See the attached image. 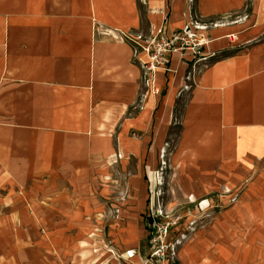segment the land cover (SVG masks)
Masks as SVG:
<instances>
[{
    "label": "rangeland",
    "instance_id": "1",
    "mask_svg": "<svg viewBox=\"0 0 264 264\" xmlns=\"http://www.w3.org/2000/svg\"><path fill=\"white\" fill-rule=\"evenodd\" d=\"M196 1L187 0L191 11ZM155 2L158 7V0H136L139 28L118 32L142 71L140 46L156 34L146 29L145 14ZM35 8H23V70H50V19ZM241 13L191 15L201 32L236 24ZM56 25L57 35L62 31ZM197 34L203 42L217 41L211 33ZM232 41L223 51L202 47L198 58L205 59L191 68L238 54ZM141 87L147 88L143 72ZM182 90L166 138L143 142L137 132L130 134L140 153H88L89 143L67 140L58 154L50 135L35 142L29 132L20 136L21 147L13 143L15 155L0 153V264H264V155L224 157L221 126L205 139L206 147L190 146L181 118L191 85ZM126 250L133 251L131 259Z\"/></svg>",
    "mask_w": 264,
    "mask_h": 264
},
{
    "label": "crops",
    "instance_id": "2",
    "mask_svg": "<svg viewBox=\"0 0 264 264\" xmlns=\"http://www.w3.org/2000/svg\"><path fill=\"white\" fill-rule=\"evenodd\" d=\"M245 1L197 0L192 12L187 0H158V7L155 2L147 8L146 29L163 28L171 36L199 22L192 13L204 19L241 13ZM24 5L50 19V70H23ZM56 24L62 35L54 33ZM139 25L136 0H0V153L15 155L13 143H23L20 136L28 132L35 142L50 135L58 154L67 140L89 143L88 153H140L130 134L137 132L143 142L166 138L176 100L190 84L181 118L190 146L206 147L205 139L221 126L224 157L264 155V0H253L236 24L197 31L217 39L204 42L205 52L223 51L233 39L238 54L192 69L190 60L174 53L167 71L154 72L152 88L142 89L138 59L118 33Z\"/></svg>",
    "mask_w": 264,
    "mask_h": 264
},
{
    "label": "built area",
    "instance_id": "3",
    "mask_svg": "<svg viewBox=\"0 0 264 264\" xmlns=\"http://www.w3.org/2000/svg\"><path fill=\"white\" fill-rule=\"evenodd\" d=\"M197 23L190 24L188 30L178 31L171 36H167L163 28H158L156 34L150 36L144 41L145 46H140L145 53V61L143 73L145 76V84L149 87L153 83V74L156 70H163L166 63L169 62L172 54H178L191 62H195L201 55L200 49L204 46V42L197 37ZM141 40V39H139ZM200 58L199 60H204ZM125 256L128 259L133 257V251L126 250Z\"/></svg>",
    "mask_w": 264,
    "mask_h": 264
},
{
    "label": "bare ground",
    "instance_id": "4",
    "mask_svg": "<svg viewBox=\"0 0 264 264\" xmlns=\"http://www.w3.org/2000/svg\"><path fill=\"white\" fill-rule=\"evenodd\" d=\"M163 70H166V69H163ZM15 146L18 148V147H21L22 146V141L21 140H16V144Z\"/></svg>",
    "mask_w": 264,
    "mask_h": 264
}]
</instances>
